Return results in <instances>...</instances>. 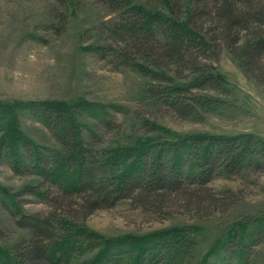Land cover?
<instances>
[{
    "label": "trees",
    "instance_id": "trees-1",
    "mask_svg": "<svg viewBox=\"0 0 264 264\" xmlns=\"http://www.w3.org/2000/svg\"><path fill=\"white\" fill-rule=\"evenodd\" d=\"M99 1L118 21L109 29V41L91 52L147 78L145 96L178 117L190 119L224 106L212 94L228 92L215 67L224 51L264 85V0H170L168 15L132 0ZM59 18L60 25L53 27L57 34L68 25L65 14ZM82 108L107 129L115 126L94 108ZM19 109L30 110L60 147L38 145L5 124ZM0 123L7 128L0 152L5 155L7 149L13 172L40 179L16 193L0 186V204L29 233L11 249L0 248V264H68L87 254L92 255L79 264H184L194 245L187 230L107 240L82 225L123 200L158 213L182 209L211 215L237 200L233 193L230 203L215 195L210 187L214 180L252 169L264 173V138L255 134L185 135L105 149L96 146L95 132L90 133L92 142L87 141L84 125L66 107L49 102L2 105ZM27 197L38 198L51 211L29 212ZM238 242L235 236L222 242L220 264H249L246 246Z\"/></svg>",
    "mask_w": 264,
    "mask_h": 264
},
{
    "label": "rangeland",
    "instance_id": "rangeland-1",
    "mask_svg": "<svg viewBox=\"0 0 264 264\" xmlns=\"http://www.w3.org/2000/svg\"><path fill=\"white\" fill-rule=\"evenodd\" d=\"M132 2L170 14V0ZM61 14L68 17V25L57 34L53 27L60 25ZM117 21V15L99 0H68L67 5L57 0H0V106L48 102L62 105L84 125L87 141L92 142L90 133L95 132L99 136L96 146L105 149L131 146L139 140L198 134H255L264 138V85L253 79L229 51L215 61L228 92L212 93L222 99L224 106L183 119L145 96L147 78L91 52L93 46L109 41V29ZM84 105L112 118L115 126L107 129L89 116L93 114L84 110ZM19 110L14 114L16 118L7 119L5 124L8 121L10 127H16L38 145L60 147L53 133L30 110ZM6 130L0 123V142ZM5 155L0 152V186L16 193L40 183L38 177L16 175ZM210 187L227 203L231 202L228 197L235 194L236 202L224 204L211 215H201L182 209L158 213L123 200L112 209L97 211L82 226L107 240L141 239L187 230L194 245L184 264H220L222 242L235 236L240 246H246L249 264H264V173L252 169L222 176ZM25 199L29 212L51 211L36 197ZM0 229V248L5 249L29 234L1 204ZM91 255L74 257L68 264H79Z\"/></svg>",
    "mask_w": 264,
    "mask_h": 264
}]
</instances>
